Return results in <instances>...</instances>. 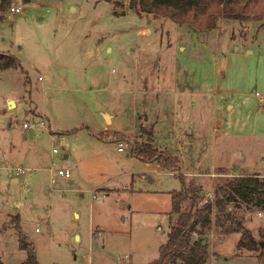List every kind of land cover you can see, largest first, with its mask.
I'll return each mask as SVG.
<instances>
[{
  "label": "rangeland",
  "instance_id": "374dc122",
  "mask_svg": "<svg viewBox=\"0 0 264 264\" xmlns=\"http://www.w3.org/2000/svg\"><path fill=\"white\" fill-rule=\"evenodd\" d=\"M123 1L22 0L20 14L1 13L0 53L21 67L0 71L3 264H32L9 222L19 200L18 231L35 264H147L157 257L175 218L168 193L180 185L166 171L142 177L143 166L128 155L130 143L143 140L140 124L153 125V147L178 157L184 182L209 198L231 177H264V110L253 97L264 95V17L218 20L213 30L197 31L114 13ZM40 116L57 156L50 158L46 132L21 128ZM50 161L69 171L53 188ZM14 167L30 172L16 177ZM241 225L258 239L264 213L244 210ZM238 238L212 231L204 264H264L236 249Z\"/></svg>",
  "mask_w": 264,
  "mask_h": 264
},
{
  "label": "trees",
  "instance_id": "16d2710c",
  "mask_svg": "<svg viewBox=\"0 0 264 264\" xmlns=\"http://www.w3.org/2000/svg\"><path fill=\"white\" fill-rule=\"evenodd\" d=\"M10 1L0 0V22L3 19L1 13ZM255 1L258 0H127V8L136 17L144 14L179 27L210 31L218 20H260L264 17V3L259 0L262 4L254 6ZM19 67L14 57L0 53V71ZM138 131L143 140L130 143L128 155L142 166L156 165L158 170L173 174L180 185L179 190L168 193L175 218L169 224L166 240L158 247L157 257L147 264H204L206 237L212 231L222 235L238 232L235 248L253 251L257 260L264 262V228L258 230L259 238L254 239L241 225L244 210L258 209L264 213V177L257 174L231 177L221 185H215L212 198L203 200L199 187L192 182L185 183L179 174L178 157L153 147V125L140 124ZM230 205L232 209H228ZM9 222L17 231V247L25 251V261L35 264L33 251L18 231V217L13 215ZM0 264H3L1 260Z\"/></svg>",
  "mask_w": 264,
  "mask_h": 264
},
{
  "label": "built area",
  "instance_id": "2783aa9c",
  "mask_svg": "<svg viewBox=\"0 0 264 264\" xmlns=\"http://www.w3.org/2000/svg\"><path fill=\"white\" fill-rule=\"evenodd\" d=\"M18 4V5H16ZM21 4H22V0H11L8 8H7V12L13 16L20 14L21 12ZM253 97L255 98V100L258 103V109L259 110H264V95H259L257 93L253 94ZM21 128L23 130H40V131H44L47 133V124L45 122V120L42 117H38L36 119H27L26 121H24L21 124ZM50 141H51V149H50V158L57 156L58 155V150L54 145V141L55 138L52 135V133H47ZM117 152H121L123 150V147L121 146V144H117ZM63 157V155H62ZM61 157V158H62ZM12 171L14 172V175L16 177L22 176V175H26V173H28L30 170L28 169H22L20 167H14L12 169ZM46 172L48 174V185L50 188H53V186L55 185L56 179H69V171L67 169H63L60 167H56L55 164L53 163V161H50V164L48 166V168L46 169ZM211 194V192H210ZM210 194L203 195V200H208V198L210 197ZM94 196L91 194V198H93ZM210 199V198H209ZM256 215H261L259 212H257ZM36 230V228H35Z\"/></svg>",
  "mask_w": 264,
  "mask_h": 264
},
{
  "label": "crops",
  "instance_id": "0c3cea01",
  "mask_svg": "<svg viewBox=\"0 0 264 264\" xmlns=\"http://www.w3.org/2000/svg\"><path fill=\"white\" fill-rule=\"evenodd\" d=\"M24 2H29V0H27V1H25L24 0ZM112 3H115V7H117V4H116V0H112ZM122 5H123V11H121V13H120V11H114V13H116V14H124L126 11H128V12H131V10H129L128 8H127V0H124L123 1V3H122ZM2 15V14H1ZM141 15H144V14H141ZM135 16V15H134ZM135 21L136 22H140L141 20L142 21H145V23L146 24H150L151 22L150 21H148V20H146V19H144V18H141V17H136L135 16ZM13 57V56H12ZM17 60V59H16ZM18 61V60H17ZM19 63V62H18ZM19 66H20V64H19ZM20 68V70H21V67H19ZM7 70H9V69H7ZM1 71H6V70H1ZM32 109H34L33 110V112H34V114H36L37 116L39 115L37 112H36V109L34 108V107H32ZM40 117H42L44 120H45V122H46V124H47V127H48V121L43 117V116H40ZM163 122V121H162ZM162 122H159V123H157L156 122V124H155V129H156V127H157V132H159L161 135H165V134H162V132L160 131V130H158V125L160 124V123H162ZM107 124H108V120L106 121V123L105 124H101V127H100V129H101V131H104V130H106L107 129ZM219 126V128H220V132L222 133V135H226V132H224L222 129H221V127H220V125L218 124V123H216V126ZM163 130H165L166 131V127H164L163 126ZM107 131V130H106ZM188 139V138H187ZM192 139V143L195 141V138H191ZM189 144H191V143H189ZM176 148H177V146H176ZM64 157H62V159L63 160H65L66 158H67V155H63ZM181 161V160H180ZM182 162V161H181ZM222 168H224V167H222ZM12 170V169H11ZM157 166L156 165H148V166H143V168H142V177L143 178H145L144 176H148V177H150L149 175H154V174H156V175H158V174H160V173H158L157 172ZM30 172V171H29ZM169 175H171V174H169ZM57 180V179H56ZM68 180V179H67ZM56 183V182H55ZM47 207V208H49V206H48V203L47 204H44L43 205V207ZM15 207H16V210L14 211V213H13V215H16L17 217H18V221H20V211L22 210V202L19 200V201H15ZM72 215H73V217L74 216H76V213L75 212H72Z\"/></svg>",
  "mask_w": 264,
  "mask_h": 264
},
{
  "label": "water",
  "instance_id": "95a60500",
  "mask_svg": "<svg viewBox=\"0 0 264 264\" xmlns=\"http://www.w3.org/2000/svg\"><path fill=\"white\" fill-rule=\"evenodd\" d=\"M25 1H27V0H25ZM7 107L8 108H10V107H12V103L11 102H8L7 103ZM192 140H191V138H188V142H191ZM64 157V156H63ZM202 243H203V241H202Z\"/></svg>",
  "mask_w": 264,
  "mask_h": 264
}]
</instances>
